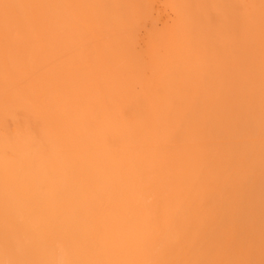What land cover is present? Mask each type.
Here are the masks:
<instances>
[{"label": "bare ground", "instance_id": "obj_1", "mask_svg": "<svg viewBox=\"0 0 264 264\" xmlns=\"http://www.w3.org/2000/svg\"><path fill=\"white\" fill-rule=\"evenodd\" d=\"M178 22L193 39L158 68ZM32 85L58 107L55 138L18 99ZM150 103L179 122L154 148ZM187 127L190 175L172 155ZM0 176L6 259L37 232L136 246L143 208L168 220L153 233L165 259L264 264V0H16L0 17Z\"/></svg>", "mask_w": 264, "mask_h": 264}, {"label": "clouds", "instance_id": "obj_2", "mask_svg": "<svg viewBox=\"0 0 264 264\" xmlns=\"http://www.w3.org/2000/svg\"><path fill=\"white\" fill-rule=\"evenodd\" d=\"M16 0H0V17L11 11ZM193 38L188 34L185 26L178 24L168 33L160 37L159 43L150 53V59L156 67L166 65L173 54L182 50ZM135 76L133 69L129 67L126 73L114 80V86L124 92L133 91ZM19 101L38 113L44 114L51 128L53 138L57 135L59 110L51 97L36 85L23 86L20 90ZM149 118L152 124L150 141L153 148L159 143L161 137L165 139L179 126L174 117L160 115V110L149 104ZM201 153L196 132L191 127L185 129V141L183 147L175 152L173 158L183 165L185 174L190 175L194 170ZM155 155V153H153ZM3 177L0 176V185ZM137 216L140 218L141 243L132 247L116 245L100 248L89 247L75 242H70L66 247H53L46 239L43 232H37L28 238V243L18 248L12 258H5L3 245H0V264H202L200 261H178L165 259L162 246L157 245L153 233L159 234L167 231L168 220L164 219L159 226L149 223L148 213L143 208H137ZM203 264H249L248 261H205Z\"/></svg>", "mask_w": 264, "mask_h": 264}]
</instances>
